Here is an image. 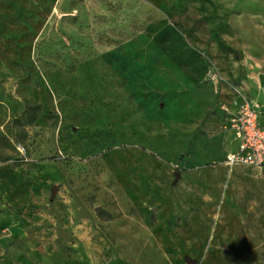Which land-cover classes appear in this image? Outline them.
<instances>
[{
  "label": "rangeland",
  "instance_id": "1",
  "mask_svg": "<svg viewBox=\"0 0 264 264\" xmlns=\"http://www.w3.org/2000/svg\"><path fill=\"white\" fill-rule=\"evenodd\" d=\"M243 99L264 0H0V264H264V166L179 161Z\"/></svg>",
  "mask_w": 264,
  "mask_h": 264
},
{
  "label": "built area",
  "instance_id": "2",
  "mask_svg": "<svg viewBox=\"0 0 264 264\" xmlns=\"http://www.w3.org/2000/svg\"><path fill=\"white\" fill-rule=\"evenodd\" d=\"M237 147L223 161L228 165L264 166V123L258 117L254 103L243 99L228 121Z\"/></svg>",
  "mask_w": 264,
  "mask_h": 264
},
{
  "label": "crops",
  "instance_id": "3",
  "mask_svg": "<svg viewBox=\"0 0 264 264\" xmlns=\"http://www.w3.org/2000/svg\"><path fill=\"white\" fill-rule=\"evenodd\" d=\"M214 137L206 139L203 138V140L200 136H195L193 134L181 135V137H179L181 143V148L179 149V161H181L180 156L182 155L183 151L187 150L188 148L189 154L184 160L185 167L199 166L214 157H225L229 151H232L237 147V140L234 138V134L232 137L233 140H235V146L230 148L228 151H226V148L223 147V144L225 145L226 140H224L223 137H220L218 134H215ZM206 142L208 144H206ZM175 149H177V147ZM223 157L222 159H224Z\"/></svg>",
  "mask_w": 264,
  "mask_h": 264
}]
</instances>
